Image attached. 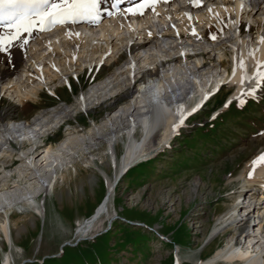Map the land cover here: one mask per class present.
Returning <instances> with one entry per match:
<instances>
[{"label": "bare ground", "instance_id": "1", "mask_svg": "<svg viewBox=\"0 0 264 264\" xmlns=\"http://www.w3.org/2000/svg\"><path fill=\"white\" fill-rule=\"evenodd\" d=\"M246 1L250 4H242V0H159L153 7L129 12L128 9H136L142 0H127L121 13L106 11L103 22L96 29L68 27L49 33L37 30L31 34L21 33L7 53H0V104L3 100L12 101L17 107L28 102L36 104L44 90L54 96L56 90L65 86L72 90L71 76L78 78L80 74L109 65L116 69L94 82L74 102L63 101L62 105L36 110L29 119L20 120L15 116L12 110L16 105L0 111V174L3 175L0 177V203L2 199L20 194L27 201L23 209L27 211L26 208L32 205L33 213L41 215L36 200L32 198L35 196L33 193H38L36 198L40 195L41 188L35 190L33 185L39 183V174L45 176L49 173L50 179L44 186L46 193L53 192L55 167L60 164L66 169L64 161L65 164L72 162L65 160L66 157L73 158L78 153L75 155L78 163L72 166L73 173H68L67 169L66 175L61 172V179H71V174L77 175L78 169L87 167L84 164L95 165L94 154H91L94 148L97 151L102 148L101 161L105 159L115 164L116 150L122 145L125 149L121 163L123 174L129 167L146 160L153 151L157 152L170 143L175 135L172 126L177 120L178 108L194 114L192 109L197 106L195 97L226 82L236 84L231 98L247 95L253 86H259L261 82L257 83V73L264 72V42H261L264 37V0ZM197 2L199 6H195ZM107 6L109 0L102 5L104 9ZM232 14L235 21H232ZM235 24L239 25L238 30H234ZM212 26L222 35L217 44V36L213 39L214 32L210 35L212 38L206 34L211 32ZM148 27H162L164 30L157 35ZM238 31L239 35L236 34ZM0 33H5V28L0 27ZM25 40L28 43L25 44ZM191 51L195 53L191 55ZM179 53H186L182 60L185 66L195 65L196 70L188 76L180 65ZM124 56V64L117 66ZM239 61L244 62L243 69ZM172 65L175 68H171ZM173 73L180 76V85L172 84ZM242 75L250 77L243 85L240 83ZM117 103L121 107L119 112L112 117L106 115L99 125L93 122L81 135L69 124L71 118H80L94 109H110ZM62 124L68 127L65 139L46 148L45 136ZM182 128L183 124L176 131ZM14 146L20 148L15 160L23 163L15 168L14 173L23 184L12 182L14 184L9 186L13 174L6 167L17 154ZM44 152L54 158L50 160L49 157L39 164L36 157ZM262 153L249 160L236 178L240 189L233 193L231 207L218 217V225L210 239L230 232L234 235L224 248L217 250L203 264H264L263 243L245 248L242 245L246 240H253V228L256 226L262 235L261 240H264V191L259 190L264 181V163L258 162L253 167V161ZM44 162H47V168L42 167ZM27 169L36 171L38 178L33 175L28 180L24 179ZM249 172H252L251 178ZM195 183L192 192L199 188L198 181ZM112 191L113 188L110 195ZM255 193L261 197L254 198ZM110 200H104L91 218L77 224V238L82 240L96 235L101 219L109 217ZM0 230L7 242H11L7 218L0 224ZM9 262L10 258L6 256L3 264Z\"/></svg>", "mask_w": 264, "mask_h": 264}, {"label": "rangeland", "instance_id": "2", "mask_svg": "<svg viewBox=\"0 0 264 264\" xmlns=\"http://www.w3.org/2000/svg\"><path fill=\"white\" fill-rule=\"evenodd\" d=\"M124 57L117 66L124 64ZM115 69L109 65L87 72L72 80V90L60 88L56 96L44 90L36 104L28 102L17 107L16 103L3 100L0 111L16 105L12 110L15 116L20 120L29 119L36 110L62 105L63 101L74 102L94 82ZM195 70L194 64L184 67L187 76ZM173 75L172 84L180 85V76ZM187 78L184 79L189 81ZM232 95L234 91L222 86L202 110L185 120L169 144L153 151L146 160L129 167L123 174L121 163L125 149L122 145L116 150L115 164L101 161L102 148L98 151L94 148L91 154L95 165L84 164L87 167L77 168V175L71 174V179H61L60 174L66 175V169L73 173L72 166L78 163L75 156L78 153L73 158L66 157L65 160L72 162L65 164L64 161L66 169L60 164L55 167L56 180L51 193H46L44 186L51 174H39L38 178L36 171L27 169L24 179L38 178L39 183L33 188H41L42 195L35 202L42 215L34 214L32 205L27 211L23 209L27 202L23 195L2 199L0 224L4 218L8 219L11 242H7L0 230V264L6 256L10 258L9 264H173L174 261L203 264L208 261L234 235L230 232L210 239L218 217L231 207L233 193L240 189L236 178L249 160L264 151V82L252 95L245 93L225 108ZM119 104L71 118L69 124L81 135L93 122L99 125L106 115L112 117L119 112ZM67 128L48 133L44 138L46 148L65 139ZM15 149L17 154L6 167L13 174L9 186L23 184L14 173L23 164L15 160L20 148ZM46 152L39 154L36 162L40 164L49 157L53 160ZM46 163L42 167L47 168ZM41 168L39 171L43 173ZM229 179L233 180L229 182ZM196 181L199 188L192 192ZM253 197L259 199L261 194L255 193ZM106 198L111 199L109 217L101 219L96 235L78 241L77 224L91 218ZM253 230V240H246L242 244L244 248L254 243L264 245L257 226Z\"/></svg>", "mask_w": 264, "mask_h": 264}, {"label": "snow or ice", "instance_id": "3", "mask_svg": "<svg viewBox=\"0 0 264 264\" xmlns=\"http://www.w3.org/2000/svg\"><path fill=\"white\" fill-rule=\"evenodd\" d=\"M159 0H142L136 9H128L129 12H137L145 7H153ZM168 2V0H164ZM119 3V0H113V7ZM195 6H199L198 2ZM211 11V9H209ZM142 14V12H141ZM100 15V0H0V27L8 29L5 33H0V53H7L12 46V42L20 38L21 33L31 34L34 30L43 32L48 31L57 25L76 24L82 20L96 21ZM191 19V17H189ZM76 35H79L78 33ZM193 35L195 30L193 29ZM215 39V37H213ZM264 42V37L261 38ZM24 43H28L27 40ZM241 69L244 68V62L239 61ZM250 77L241 76L240 83L243 85ZM264 82V72L257 73V83ZM255 89L248 93L252 95ZM208 94H204L206 98ZM231 101L225 104L229 106ZM243 100L240 101L242 105ZM200 105L193 108L198 110ZM177 120L172 126L173 134L183 124L184 120L191 113H186L183 108L176 110ZM264 163V153L257 160L253 161V167L257 163ZM252 172H249V178Z\"/></svg>", "mask_w": 264, "mask_h": 264}, {"label": "built area", "instance_id": "4", "mask_svg": "<svg viewBox=\"0 0 264 264\" xmlns=\"http://www.w3.org/2000/svg\"><path fill=\"white\" fill-rule=\"evenodd\" d=\"M36 193H37V192H36ZM34 198L36 199V197H34ZM34 198H33V199H34ZM37 198H38V197H37Z\"/></svg>", "mask_w": 264, "mask_h": 264}, {"label": "water", "instance_id": "5", "mask_svg": "<svg viewBox=\"0 0 264 264\" xmlns=\"http://www.w3.org/2000/svg\"><path fill=\"white\" fill-rule=\"evenodd\" d=\"M106 199H107V198H106ZM106 199H105V200H106ZM79 240H80V239H78V241H79Z\"/></svg>", "mask_w": 264, "mask_h": 264}, {"label": "crops", "instance_id": "6", "mask_svg": "<svg viewBox=\"0 0 264 264\" xmlns=\"http://www.w3.org/2000/svg\"><path fill=\"white\" fill-rule=\"evenodd\" d=\"M42 215V214H41Z\"/></svg>", "mask_w": 264, "mask_h": 264}]
</instances>
